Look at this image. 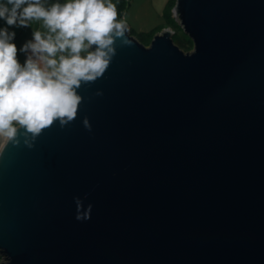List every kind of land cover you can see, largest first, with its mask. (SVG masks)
<instances>
[{
    "label": "water",
    "instance_id": "95a60500",
    "mask_svg": "<svg viewBox=\"0 0 264 264\" xmlns=\"http://www.w3.org/2000/svg\"><path fill=\"white\" fill-rule=\"evenodd\" d=\"M173 13L191 51L126 25L73 121L0 141V264H264V0Z\"/></svg>",
    "mask_w": 264,
    "mask_h": 264
},
{
    "label": "clouds",
    "instance_id": "9594fccd",
    "mask_svg": "<svg viewBox=\"0 0 264 264\" xmlns=\"http://www.w3.org/2000/svg\"><path fill=\"white\" fill-rule=\"evenodd\" d=\"M0 18L10 26L42 20L47 30L34 31V42L24 45L23 51L30 49L32 55L23 66L16 45L10 42L15 33L0 31V141L19 143V125L26 130L24 143L32 147L42 130L55 121L63 127L75 119L81 103L77 89L82 82L103 76L116 53L115 39L124 37L126 23L117 20L112 0H68L50 7L42 0H7L0 4ZM130 43L123 40L125 45ZM93 46L95 50L90 51ZM84 125L91 130L87 119ZM75 199L76 219H90L92 205L84 210L82 200Z\"/></svg>",
    "mask_w": 264,
    "mask_h": 264
},
{
    "label": "rangeland",
    "instance_id": "374dc122",
    "mask_svg": "<svg viewBox=\"0 0 264 264\" xmlns=\"http://www.w3.org/2000/svg\"><path fill=\"white\" fill-rule=\"evenodd\" d=\"M170 0H127V4L124 6L122 21L126 23V25L130 26L133 30L136 37L140 35L141 32H147L153 29L156 26L165 25L167 21V13L166 11L171 10V7L168 5ZM172 2L176 3V0H172ZM173 13V11H172ZM174 15V13L172 14ZM175 18V17H174ZM175 23L172 24L173 30H175L176 34L174 35V41L178 45V41L175 40L178 38H186L188 41H192L189 36L185 33L182 27H180L179 21L176 19ZM4 25L2 26V30L7 29L8 33L16 32V26L13 25ZM139 38V37H138ZM25 41L19 42L14 41L15 45H22ZM192 50V49H191ZM17 59L19 63L23 66L24 63V53L18 51ZM2 258L0 259V263L2 262Z\"/></svg>",
    "mask_w": 264,
    "mask_h": 264
},
{
    "label": "crops",
    "instance_id": "0c3cea01",
    "mask_svg": "<svg viewBox=\"0 0 264 264\" xmlns=\"http://www.w3.org/2000/svg\"><path fill=\"white\" fill-rule=\"evenodd\" d=\"M170 1H172V0H170ZM170 1H169V4H170ZM67 2H68V0H42V3L44 4L45 7H50L52 4H55V3L65 4ZM112 3L116 5V8H118L119 5H121V3H123L125 6L127 4V0H124V1L123 0H112ZM0 4H7V0H0ZM8 7L10 8L11 5H8ZM173 8L171 9V11H173ZM119 9L120 8H118L119 13H122L124 10V7L120 10ZM122 20L123 19L121 18V20H118V21H122ZM4 25L8 26L6 20L4 18H0V31L2 29V26H4ZM15 26L17 28L15 30L16 32H13V33H15V35L12 38L11 43L14 41H19V42L25 41L23 46L22 45H19V46L16 45L17 53H20L18 51H21V53H24V57H23V59H24L23 65H24L27 61L28 56L32 55L30 49L27 52L23 51L24 45L27 44L28 42H34V31L38 30V31H41L43 33V32H46L47 30L43 27V21L42 20L41 21H36V20L28 21L27 26H21L19 21H17ZM12 27H13V25H12ZM157 27H159V29H161V31H162L166 27H171V26L169 23H166L165 25L156 26L153 29H155ZM129 28H130L131 33L132 32L134 33V30L130 26H129ZM9 34H12V33H9ZM81 55H86V53H81Z\"/></svg>",
    "mask_w": 264,
    "mask_h": 264
},
{
    "label": "trees",
    "instance_id": "16d2710c",
    "mask_svg": "<svg viewBox=\"0 0 264 264\" xmlns=\"http://www.w3.org/2000/svg\"><path fill=\"white\" fill-rule=\"evenodd\" d=\"M124 1V0H123ZM174 5H175V2L173 3L172 1H170V4H169V6L171 7V9L174 7ZM124 7V4L123 3H121V5H119V7L118 8H120V9H122ZM118 8H116V10H117V20H121V18L123 17V12L122 13H119V11H118ZM119 9V10H120ZM168 12V13H167ZM166 13H167V21L168 22H166V23H169L170 24V26L172 27V24H176L175 23V18L173 17V13H172V11L170 10V8H169V10L168 11H166ZM173 28V27H172ZM161 31V29H159V27H157V28H155V29H151L150 31H147V32H141L140 33V35L137 37L142 43H144L145 45H150V43H151V41H152V39H153V37H154V35L156 34V33H159ZM132 34H133V32H132ZM11 35V34H10ZM133 35H135V34H133ZM175 40L176 41H178L177 43H178V45L181 47V49H183L184 51H186V52H188V51H191V49H193V47H194V44H193V42L192 41H188V39H186V38H178V37H176L175 38ZM11 42V41H10ZM0 259H1V257H0Z\"/></svg>",
    "mask_w": 264,
    "mask_h": 264
},
{
    "label": "built area",
    "instance_id": "2783aa9c",
    "mask_svg": "<svg viewBox=\"0 0 264 264\" xmlns=\"http://www.w3.org/2000/svg\"><path fill=\"white\" fill-rule=\"evenodd\" d=\"M174 16V15H173ZM176 19V18H175Z\"/></svg>",
    "mask_w": 264,
    "mask_h": 264
}]
</instances>
